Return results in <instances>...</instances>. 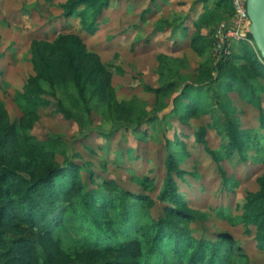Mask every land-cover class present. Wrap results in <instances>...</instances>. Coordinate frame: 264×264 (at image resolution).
Here are the masks:
<instances>
[{"label": "trees", "instance_id": "1", "mask_svg": "<svg viewBox=\"0 0 264 264\" xmlns=\"http://www.w3.org/2000/svg\"><path fill=\"white\" fill-rule=\"evenodd\" d=\"M203 2L205 9L190 35L192 48L203 59L197 75L193 80L184 72L189 66L186 58L160 53L159 86H146L156 95L153 108L138 96L117 97L112 80L123 72L121 66L104 62L80 34L61 32L53 40L32 41L34 73L15 96L23 113L20 120H11L0 98V264H251L246 249L230 233L220 231L216 240L195 235L191 225L205 215L191 207L176 179L187 181V172L180 168L190 155L184 133H176L174 143L165 137L166 174L161 187L149 174H134L133 182L141 187L136 192L94 172L93 162L76 161L82 155H71L62 135L47 133L40 138L35 132L44 112L60 123L75 121L82 129L92 126L97 113L104 124L114 126L112 132L118 126L138 132L145 124L166 132L174 119L186 125L208 116V126L221 139L219 149L205 143L216 162L236 152L247 161L250 150L253 161L264 162V134L242 128L231 95L258 107L264 130V58L246 42L241 43V54L231 45L228 53L214 56L215 30L203 34V27L215 16L232 17L233 0H213V9L209 0ZM60 7L94 33L110 0H67ZM188 18L157 22L156 32L171 29L177 34L181 29V37H189ZM206 134L200 129L186 136L203 143ZM101 166L107 170L105 161ZM190 174L199 178L198 173ZM224 176V188L233 190L236 180ZM257 180L259 189L248 192L239 214L225 207L216 210L232 225L242 224L264 252V174ZM156 199L166 203L158 218L151 211Z\"/></svg>", "mask_w": 264, "mask_h": 264}, {"label": "rangeland", "instance_id": "2", "mask_svg": "<svg viewBox=\"0 0 264 264\" xmlns=\"http://www.w3.org/2000/svg\"><path fill=\"white\" fill-rule=\"evenodd\" d=\"M64 1L0 0V98L5 102L12 121L20 120L23 115L15 100L17 91L23 89L29 76L34 73L30 61L32 41L53 40L61 32L79 33L88 49L98 53L104 62L111 61L121 66L123 72L115 74L112 80L120 100L138 96L153 108L156 95L146 91V86H159L156 69L160 53L186 58L189 66L184 72L190 74L193 80L196 77L203 59L191 46L190 35L195 32V27L189 24V37L186 38H182L179 32L174 34L170 29L157 33L155 28L157 22L165 18L180 20L191 14L199 18L201 14L196 10L202 12L205 9L204 2L199 3L201 0H157L155 5L152 0H110V8L103 12L94 33L83 30L78 17H67L64 14L58 6ZM208 5L213 9V0H209ZM148 8L150 12H146ZM232 17L219 19L215 16L209 26L203 27V34H207L210 28L215 30L213 37L216 46L212 49L214 56L221 55L217 43L219 28L224 22L231 21ZM241 43L245 42H231L236 54L242 53ZM248 44L257 48L255 41ZM231 95L240 111L242 128H255L264 134L260 127L258 107L241 100L236 93ZM42 116V122L35 131L40 138L47 136V133L52 136L62 135L68 152L71 155H82L76 161L93 162L94 172H101L108 179L136 192L141 187L133 182L134 174H149L161 187L166 174L165 137L174 143L176 135L184 133L182 140L186 142L190 155L181 162L180 168L187 172V181L178 176L176 179L179 181V191H183L191 207L205 215L192 223L195 235L216 240L220 231H226L246 249L251 264H264V252L257 248L254 237L245 232L242 224L232 225L220 218L216 210L225 207L230 208L231 214H239L248 192L259 189L257 179L264 174V162L253 161L251 150L247 153V161L242 160L236 152L232 157L216 162L205 150V143L213 149H219L221 143L219 135L208 126L211 123L210 117L191 119L186 125L174 119L172 128L166 132L159 126L152 127L149 124H145L138 132H134L133 128L126 130L119 126L112 132L114 126L104 124L102 116L97 113L93 114V124L87 129H82L75 121L71 124L60 123L47 112ZM200 129L206 130L205 142L200 143L193 136H186ZM58 159L61 162L64 160L61 155H58ZM104 161L106 171L101 166ZM193 172L198 173V179L190 174ZM224 173L236 180L233 190L224 188ZM83 174L85 177L88 175L86 171ZM157 193L158 190L152 195L155 197ZM165 206L166 203L156 199L152 215L155 218L164 215Z\"/></svg>", "mask_w": 264, "mask_h": 264}, {"label": "built area", "instance_id": "3", "mask_svg": "<svg viewBox=\"0 0 264 264\" xmlns=\"http://www.w3.org/2000/svg\"><path fill=\"white\" fill-rule=\"evenodd\" d=\"M234 14L229 22H224L219 28L217 35L218 47L223 51L229 52L231 42L252 43L250 28L252 20L248 12V0H233Z\"/></svg>", "mask_w": 264, "mask_h": 264}, {"label": "water", "instance_id": "4", "mask_svg": "<svg viewBox=\"0 0 264 264\" xmlns=\"http://www.w3.org/2000/svg\"><path fill=\"white\" fill-rule=\"evenodd\" d=\"M248 12L252 20L250 33L264 58V0H248Z\"/></svg>", "mask_w": 264, "mask_h": 264}, {"label": "crops", "instance_id": "5", "mask_svg": "<svg viewBox=\"0 0 264 264\" xmlns=\"http://www.w3.org/2000/svg\"><path fill=\"white\" fill-rule=\"evenodd\" d=\"M67 0H65L64 2H66ZM64 2H62V3H64ZM157 3V0H156V2H153V4L155 5ZM199 3H202L203 4V0H201ZM59 8H61L60 7V3H59ZM110 8V7H109ZM62 9V8H61ZM63 10V9H62ZM107 10V9H106ZM147 10H149L148 12H150V10L151 9H147ZM63 12H64V10H63ZM196 12L198 13V14H201L202 12H200V10L199 9H197L196 10ZM186 16H189V18H188V21H187V27L189 28V24H192L193 26H194V21H196L197 19H198V17H193L192 16V14L191 15H186ZM79 19V22H80V18H78ZM165 19H169V18H165ZM80 26L82 27V25H81V22H80ZM83 28V27H82ZM84 30V29H83ZM171 30V29H170ZM178 32L181 34V29H179L178 30ZM72 33H76V32H72ZM76 34H79V33H76Z\"/></svg>", "mask_w": 264, "mask_h": 264}]
</instances>
